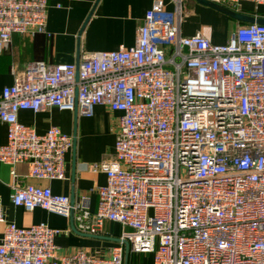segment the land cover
Listing matches in <instances>:
<instances>
[{"label": "built area", "instance_id": "1", "mask_svg": "<svg viewBox=\"0 0 264 264\" xmlns=\"http://www.w3.org/2000/svg\"><path fill=\"white\" fill-rule=\"evenodd\" d=\"M154 0L135 43L86 53L77 62H28L0 94L6 141L0 162L26 163L37 179H65L72 137L19 121L20 110L56 107L91 116L118 111L112 159L97 206L48 186H13L11 203L73 218L84 232L105 221L121 228L108 257L83 249L58 254L60 229L6 221L0 200V264H124V242L152 264H264V23L238 24L224 43L181 34L180 0ZM239 12L242 2L208 0ZM48 0H0V51L13 33H47ZM256 18V17H255ZM13 173V172H12Z\"/></svg>", "mask_w": 264, "mask_h": 264}, {"label": "crops", "instance_id": "2", "mask_svg": "<svg viewBox=\"0 0 264 264\" xmlns=\"http://www.w3.org/2000/svg\"><path fill=\"white\" fill-rule=\"evenodd\" d=\"M154 0H48L47 33L22 35L13 33L7 49L0 51V94L3 87L12 84L13 70L21 71L35 60L47 63L77 62L84 54L115 50L135 43L137 30ZM167 11L174 10L171 0H162ZM208 0H180L182 11L181 34L201 33L213 43H224L238 24L247 23L229 16L206 3ZM234 11L228 4L216 3ZM239 13L264 20V5L242 2ZM236 12V11H234ZM120 112L105 105H96L89 117L77 111L56 107L38 112L20 110V122L44 133L51 126L73 139L65 155V179H37L28 175L24 162L8 165L0 162V200L6 221L19 226L44 222L60 229L54 242L58 254L83 249L92 255L108 257L110 249L120 242L121 226L105 221L99 229L81 231L74 218L64 217L41 208L27 211L11 203L13 186L33 184L48 186L53 193L69 196L74 203L81 195L89 198L90 211L97 206V189L105 183V174L93 171L94 165L112 159L118 131ZM6 125L0 122V145L6 141ZM13 172V173H12ZM5 223H0V239ZM124 264H152L151 253H134L124 242Z\"/></svg>", "mask_w": 264, "mask_h": 264}, {"label": "water", "instance_id": "3", "mask_svg": "<svg viewBox=\"0 0 264 264\" xmlns=\"http://www.w3.org/2000/svg\"><path fill=\"white\" fill-rule=\"evenodd\" d=\"M207 4H209L210 6L219 9L221 11H224L225 13H227L229 16L233 17L234 19L240 20V21H246V22H258V23H264V20L261 19H257L254 17H251L249 15H245L239 12H234L231 10H227L224 9L222 7H220L219 5H217L216 3L210 2V1H206ZM71 204H73V200L70 199ZM71 221L73 220V211H71L70 215H69ZM127 245V244H126Z\"/></svg>", "mask_w": 264, "mask_h": 264}]
</instances>
